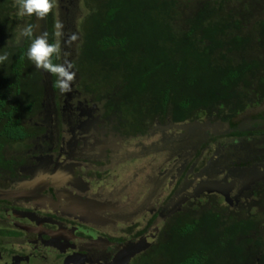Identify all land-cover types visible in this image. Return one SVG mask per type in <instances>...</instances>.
<instances>
[{
	"label": "flooded vegetation",
	"instance_id": "flooded-vegetation-1",
	"mask_svg": "<svg viewBox=\"0 0 264 264\" xmlns=\"http://www.w3.org/2000/svg\"><path fill=\"white\" fill-rule=\"evenodd\" d=\"M72 71L66 94L41 72V97L13 114L21 136L0 135V264H172L176 222L264 212V100L240 121L171 110L128 120L120 95ZM194 120L211 125L176 127Z\"/></svg>",
	"mask_w": 264,
	"mask_h": 264
},
{
	"label": "trees",
	"instance_id": "trees-1",
	"mask_svg": "<svg viewBox=\"0 0 264 264\" xmlns=\"http://www.w3.org/2000/svg\"><path fill=\"white\" fill-rule=\"evenodd\" d=\"M81 1L87 11L73 65L100 72L93 82L122 100H139L150 114L171 110L176 121L204 113L240 121L264 100V0ZM13 4L0 0V55L10 54L0 64V135L17 138L13 114L38 101L45 72L27 59L31 40L18 43L19 29L30 23L34 37L57 38L56 8L38 30L39 20L19 18ZM257 209L245 217L207 210L176 222L173 245L188 252L176 250L172 264H264V212Z\"/></svg>",
	"mask_w": 264,
	"mask_h": 264
},
{
	"label": "clouds",
	"instance_id": "clouds-1",
	"mask_svg": "<svg viewBox=\"0 0 264 264\" xmlns=\"http://www.w3.org/2000/svg\"><path fill=\"white\" fill-rule=\"evenodd\" d=\"M14 7L17 8V16L19 18L35 16L37 20H46L49 14L58 6L57 0H14ZM33 24H25L19 29L17 42L22 38L31 40L27 50V59L32 62L36 69L48 72L56 77L55 87L59 89L61 94L72 91V83L75 80L76 73L72 71L73 63L65 60L63 63H54L53 57L60 58L61 45L59 38L63 37L64 24L60 20H56L53 28V36L55 42H49V33L44 32L34 37ZM34 37V38H33ZM78 40L77 34L73 33L69 36L66 43L71 45ZM9 53L5 52L0 55V64H4L9 59Z\"/></svg>",
	"mask_w": 264,
	"mask_h": 264
},
{
	"label": "rangeland",
	"instance_id": "rangeland-1",
	"mask_svg": "<svg viewBox=\"0 0 264 264\" xmlns=\"http://www.w3.org/2000/svg\"><path fill=\"white\" fill-rule=\"evenodd\" d=\"M58 1H59L60 9H59V12L57 9L55 10L56 19L62 21L64 24V29H63L64 35H63V37L59 38L60 45H61V54H60V58L58 59V63H63L65 60L68 59V55H69V45H67L66 41L68 40L69 36L71 34H73V31L75 32V34H77L78 40H79L80 37H79V33H78V26H79L78 21L82 15H85V12L87 10H86V7L83 4V2L80 0H79L80 2H78V3L76 2L77 0H57V4H58ZM75 7L79 10V13L77 12L78 15L76 14L77 16L74 18V23L71 25L72 14H75L76 12L74 13V10H77ZM38 25H39L38 30H40L41 24L39 21H38ZM72 26L74 29L72 28ZM78 40H77V42H78ZM79 45H80V43L77 44V46H76L77 50L79 48ZM69 62H71V60ZM89 78L90 79L86 80V84H85L86 87H88L91 90H95L96 93H98L99 95H101L104 90L108 92V90H106L107 85L105 83L97 84V83H94L92 80V78H97V79L102 78L100 76V72H91V74H89ZM110 78H111V76H110ZM103 87H105V89ZM109 93H110V91H109ZM124 99L122 101L120 100L121 101L120 102L113 97L112 101L113 102L117 101V105L119 107H122V112H123V115L125 116V119L135 120V121L138 119H142L145 111L147 110L146 105H144L143 102H141L139 100L132 102L130 100H127V99L124 100ZM262 105H264V102ZM253 112H254V109L250 108V109H248L247 114L253 115ZM249 126H253V125H250L246 122H243L240 125V128H246ZM0 137H3V136H0ZM253 211L254 210H251V212H253ZM256 219H258V218H256ZM173 246H171V248H174V249H172V251L181 250V247H178L179 244L175 245L174 247ZM176 247H178V248H176ZM185 248H187V245L182 248V251ZM175 253H177V252H174V255H175ZM172 255L173 254H171V256ZM215 259H218V258H215Z\"/></svg>",
	"mask_w": 264,
	"mask_h": 264
},
{
	"label": "water",
	"instance_id": "water-1",
	"mask_svg": "<svg viewBox=\"0 0 264 264\" xmlns=\"http://www.w3.org/2000/svg\"><path fill=\"white\" fill-rule=\"evenodd\" d=\"M206 125H211V124L209 122H200V121L194 120V121H185L182 124L176 125V127L181 129V130L188 132L193 128H197L200 126H206ZM209 191H211V190H209Z\"/></svg>",
	"mask_w": 264,
	"mask_h": 264
}]
</instances>
